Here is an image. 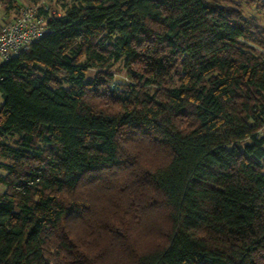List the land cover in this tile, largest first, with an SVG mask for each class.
Returning a JSON list of instances; mask_svg holds the SVG:
<instances>
[{
  "label": "trees",
  "instance_id": "trees-1",
  "mask_svg": "<svg viewBox=\"0 0 264 264\" xmlns=\"http://www.w3.org/2000/svg\"><path fill=\"white\" fill-rule=\"evenodd\" d=\"M67 1L0 64V264H264L261 19Z\"/></svg>",
  "mask_w": 264,
  "mask_h": 264
},
{
  "label": "built area",
  "instance_id": "built-area-1",
  "mask_svg": "<svg viewBox=\"0 0 264 264\" xmlns=\"http://www.w3.org/2000/svg\"><path fill=\"white\" fill-rule=\"evenodd\" d=\"M46 25V19L39 15L36 7L24 8L17 18L4 24L0 31V64L29 52L46 33Z\"/></svg>",
  "mask_w": 264,
  "mask_h": 264
},
{
  "label": "rangeland",
  "instance_id": "rangeland-1",
  "mask_svg": "<svg viewBox=\"0 0 264 264\" xmlns=\"http://www.w3.org/2000/svg\"><path fill=\"white\" fill-rule=\"evenodd\" d=\"M233 1L241 4L245 15L255 16V17H258L259 19L264 18V13L263 14L258 13L257 10L255 9L254 5H252V4L247 5L248 0H233ZM68 2L69 1H67V0H35V2H33L31 0H17V3H18V6L20 7V10H16V8H10V10H8V11H5L4 8L2 7V5H0V28L4 24H6V23L14 20L15 18H17L24 8H27V7L41 8L42 7V8L47 9L48 11H50L52 14L57 15L58 13H60L61 4H63V3L66 4ZM7 17H9V18H7ZM5 18H6V21H8V22L3 21ZM95 73L96 72L94 70L89 71L87 78L88 79L93 78ZM116 77H117L118 81L125 80L124 74H116ZM2 102H3V99H2V96L0 94V105L2 104ZM263 134H264V132H263ZM0 162H2L1 159H0ZM4 191H5V188L0 186V192H4Z\"/></svg>",
  "mask_w": 264,
  "mask_h": 264
},
{
  "label": "crops",
  "instance_id": "crops-1",
  "mask_svg": "<svg viewBox=\"0 0 264 264\" xmlns=\"http://www.w3.org/2000/svg\"><path fill=\"white\" fill-rule=\"evenodd\" d=\"M249 3L247 2V5H248ZM7 18H9V17H7ZM4 22H8V21H6V18L3 20ZM261 23L264 25V18L263 19H261Z\"/></svg>",
  "mask_w": 264,
  "mask_h": 264
}]
</instances>
